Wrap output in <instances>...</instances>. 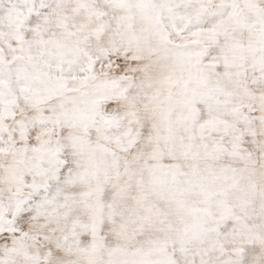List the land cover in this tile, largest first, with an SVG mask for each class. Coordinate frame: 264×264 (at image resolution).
Here are the masks:
<instances>
[{"label":"snow or ice","instance_id":"1","mask_svg":"<svg viewBox=\"0 0 264 264\" xmlns=\"http://www.w3.org/2000/svg\"><path fill=\"white\" fill-rule=\"evenodd\" d=\"M0 264H264V0H0Z\"/></svg>","mask_w":264,"mask_h":264}]
</instances>
